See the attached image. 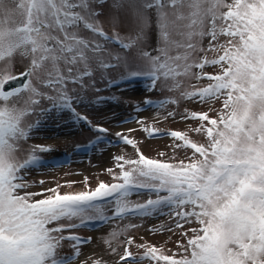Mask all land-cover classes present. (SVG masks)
Instances as JSON below:
<instances>
[{
  "label": "snow or ice",
  "instance_id": "snow-or-ice-1",
  "mask_svg": "<svg viewBox=\"0 0 264 264\" xmlns=\"http://www.w3.org/2000/svg\"><path fill=\"white\" fill-rule=\"evenodd\" d=\"M208 52L216 55L209 59ZM119 67L127 80L148 79L151 89L157 82L181 90L182 78L207 80L180 92L211 105L182 116L196 122L190 132L203 139L171 131L175 147L191 150L190 156L151 159L137 149V158L114 157L119 172L108 171L115 183L101 181L79 192L61 193L59 186L30 191L38 153L51 149L33 145L21 159L23 144L53 110L70 112L102 134L98 139L106 136L109 129L93 125L75 105L86 104L97 73ZM45 100L51 107H42ZM168 103L178 100L157 106ZM144 131L157 133L147 126ZM116 136L137 148L128 136ZM137 189L156 198L132 204ZM101 202L113 205L112 217ZM165 206L178 218L177 228L198 225L182 232L181 251L170 255L137 244L143 253H134L135 238L128 237L122 264H264V0H0V264H73L85 242L74 230ZM66 241L72 255L62 254Z\"/></svg>",
  "mask_w": 264,
  "mask_h": 264
},
{
  "label": "rangeland",
  "instance_id": "rangeland-1",
  "mask_svg": "<svg viewBox=\"0 0 264 264\" xmlns=\"http://www.w3.org/2000/svg\"><path fill=\"white\" fill-rule=\"evenodd\" d=\"M208 41L205 39L204 46ZM126 54V53H122ZM208 58L216 54L207 53ZM22 66L16 64L14 74L22 71ZM207 72H215V67H207ZM199 71V70H195ZM127 71L124 67L104 70L103 75L96 74L95 86L89 88L85 94L86 104L75 105L77 111L87 115L93 125H102L109 129L106 136L98 139L102 134L90 129L82 121H75L68 111L57 113L55 110L44 118L40 125L34 129L30 139L23 144L24 151L19 153L21 159L27 155V149L33 145L49 147L51 151L38 153L41 163L35 165L28 175V180L33 182L29 190L41 192L49 188H57L61 193L85 191L90 186L95 188L101 181L115 183L108 169L119 172L116 168L115 156L124 155L126 158H137V149L151 159L176 161L191 155V150L175 147V141L167 133L171 131L188 132L196 140H202L198 134L190 132L196 122L184 120L185 111H209L211 105L200 103L197 100L182 98L181 90H192V86L203 87L207 80L197 81L194 78H182V89H171V82L162 85L157 82V87L151 89L150 81L144 77L127 80ZM178 100L177 104L168 103L158 107V102L163 100ZM145 100L157 102V105L145 104ZM136 105L140 106L139 111ZM42 107H51L50 102L43 101ZM215 107H221L215 102ZM174 112L175 116H168ZM215 116V112H210ZM37 117H32L35 122ZM142 121V123H141ZM147 126L150 130L156 129V134L144 131ZM131 130V131H130ZM122 133L136 142L137 148L126 145L116 136ZM87 177V180L85 178ZM44 181L43 184L38 183ZM75 182V183H72ZM51 193H46L50 195ZM40 198V197H37ZM155 194L146 189L134 190L129 197L132 204L145 203L148 199H155ZM105 213L113 216V205L101 202ZM167 206L147 215H129L123 219L110 218L105 221L99 219L88 222L86 226L74 230V234L83 238L80 244L81 255L73 264L81 261L101 258L106 264H122L119 257L123 252L124 242L128 237H134L131 251L142 254L143 249H138L137 244H151L170 250L168 254L178 253L181 249L178 244L186 242L182 232L189 227H198L196 224H185L184 229L176 227L178 218ZM128 225H136L129 228ZM171 229V231H169ZM116 233L115 237L112 235ZM69 233H65L68 235ZM191 235V233H189ZM112 248H116L113 252ZM71 242L66 241L62 249L63 255H72ZM143 264H149L144 261Z\"/></svg>",
  "mask_w": 264,
  "mask_h": 264
}]
</instances>
